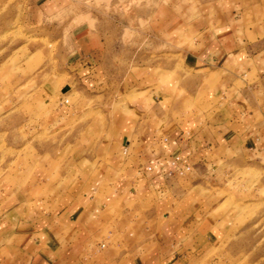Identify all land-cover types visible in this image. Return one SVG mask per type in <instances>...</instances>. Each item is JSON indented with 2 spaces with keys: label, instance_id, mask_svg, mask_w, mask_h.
Listing matches in <instances>:
<instances>
[{
  "label": "crops",
  "instance_id": "1",
  "mask_svg": "<svg viewBox=\"0 0 264 264\" xmlns=\"http://www.w3.org/2000/svg\"><path fill=\"white\" fill-rule=\"evenodd\" d=\"M48 1L42 13L60 11ZM150 20L178 58L121 83L101 32L73 31L85 92L124 98L64 173L0 177V264H191L230 218L210 182L264 166V0H170Z\"/></svg>",
  "mask_w": 264,
  "mask_h": 264
},
{
  "label": "rangeland",
  "instance_id": "2",
  "mask_svg": "<svg viewBox=\"0 0 264 264\" xmlns=\"http://www.w3.org/2000/svg\"><path fill=\"white\" fill-rule=\"evenodd\" d=\"M47 1L0 0L1 178L31 163L64 173L75 153L91 150L104 133L108 108L120 107L124 97L91 96L74 76L73 31L90 26L101 32L118 83L124 75L138 76L141 67L162 70L178 58L160 46L150 20L154 8L170 0H51L61 9L45 14ZM175 76L163 82L171 85ZM215 182L221 188L210 192L209 205L227 197L230 218L191 264H264V166L245 164Z\"/></svg>",
  "mask_w": 264,
  "mask_h": 264
}]
</instances>
